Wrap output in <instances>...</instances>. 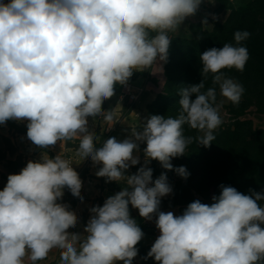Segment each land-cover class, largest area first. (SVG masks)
<instances>
[{"label": "clouds", "instance_id": "clouds-1", "mask_svg": "<svg viewBox=\"0 0 264 264\" xmlns=\"http://www.w3.org/2000/svg\"><path fill=\"white\" fill-rule=\"evenodd\" d=\"M201 2L0 0V125L27 121V138L42 149L78 139V154L101 165L96 176L127 185L90 209L86 235L71 233L78 217L59 201L65 188L82 199L79 174L60 154L28 161L0 190V264H38L53 249L60 252V264H132L144 233L129 205L144 220L156 217L160 234L145 257L156 264H264V191L246 195L222 184L210 205L197 199L175 215L159 210L161 198L172 193L166 173L153 180L147 167L156 160L188 177L171 160L194 140L210 147L223 124L216 88L202 91L209 75L220 96L239 103L243 86L224 70H244L248 31H236L234 44L200 54L202 80L179 89L175 118L150 115L129 138L109 137L99 147L88 127L89 117L111 123L102 105L117 85L167 62L169 33L195 15ZM185 125L202 135L186 136ZM141 143L145 164L126 175L139 164L134 152Z\"/></svg>", "mask_w": 264, "mask_h": 264}, {"label": "rangeland", "instance_id": "rangeland-1", "mask_svg": "<svg viewBox=\"0 0 264 264\" xmlns=\"http://www.w3.org/2000/svg\"><path fill=\"white\" fill-rule=\"evenodd\" d=\"M228 1L231 3L230 5ZM255 1L257 0H202L196 14L192 16L197 21L190 25V37L172 38L169 33L172 40L167 62H160V65L156 63L149 70L143 72H134L127 81L137 88H144L140 99L136 103L127 100L121 101L123 85H117L115 95L104 101L102 108L106 113L111 114L112 121L106 123L104 134L97 132L102 135L99 142L96 143L97 147L101 146L116 128L127 127L130 133L133 128L140 130L150 115L175 118L180 110L178 92L183 87L173 88V78L166 76V70L170 69L171 74L175 75L174 78L183 77L188 69H191L190 61L193 53V48L184 46L181 42L198 41L199 39L203 42V33L214 32L217 25L226 24L236 10ZM205 20L207 24L204 23ZM263 43V37L258 39L253 52L258 53V47L263 52L264 47H261ZM252 66H257L254 71L256 74L257 70L258 78L254 74L248 77L243 76L239 80L234 76L235 74L226 75L243 86L244 92L239 103L233 104L220 96L218 91L217 103L223 102L220 109L223 124L214 135L223 131L228 138L225 139L224 149L216 163L212 162L208 154L201 160L197 153L196 157H191L190 150L187 148L183 156L171 160L174 169L180 166L186 168L189 173L186 179L179 176L174 170L163 169L156 160H152L147 165L153 170V180L158 178L162 172L166 173L168 183L172 187V193L161 198L160 207L178 204L177 207L183 213L188 204L197 199L210 205L213 203L212 197L220 194V185L222 184L232 186L246 195L250 194V190L264 191V78L259 74V69L264 71V64L262 61H254V64L252 62V65L245 66L243 72ZM236 75L239 74L236 73ZM188 83V80H183L182 86L187 87ZM5 124L11 130L3 133V129H0V162L6 161L9 166L11 164L14 166L18 164L19 159H22L21 162L27 164L23 157L34 158L36 155L42 157L49 152L48 148L42 149L28 138L25 142L27 147L19 141L21 134L27 137V128H21L10 120ZM186 129L187 125L184 126V130L185 135L189 136L190 132ZM28 146L32 147L29 151ZM144 147L146 144L141 143L138 152L140 162L135 166H130L127 170L130 175L136 173L139 167L144 166ZM22 150H25L26 153L23 154ZM15 157L18 160H15ZM72 197L74 196L71 194ZM260 203L264 206V201ZM147 253V251L142 253L144 262L156 264L151 257L145 259Z\"/></svg>", "mask_w": 264, "mask_h": 264}, {"label": "crops", "instance_id": "crops-1", "mask_svg": "<svg viewBox=\"0 0 264 264\" xmlns=\"http://www.w3.org/2000/svg\"><path fill=\"white\" fill-rule=\"evenodd\" d=\"M196 21L197 19L192 18V16L187 17L183 22V24L180 26V28L176 32L171 33V37L182 38V39L189 38L191 34L190 25ZM10 121L14 122L17 126L21 128L24 127L27 128V121H15V120H10ZM88 127L90 132L95 133L97 137L96 143H98L102 135L98 134L97 132L99 131L101 132V134H104L106 129V122L104 121L103 116L97 117L95 119L89 117ZM0 129H3L2 131L3 133L10 132L11 130L9 126H7L6 124L0 125ZM130 136L131 133L127 130V127L123 129L116 128L114 132L109 134L107 139L109 137H115L117 140H123L125 138H129ZM20 137L21 140L19 141L22 144H25V142L27 141V137L23 134H21ZM47 148L49 152L45 154L46 156L48 155L50 158H54L56 155L60 154L63 158L70 159L72 163V167L79 174V177L82 181V188H81L82 199L79 197L71 198V192L67 188H65L64 196L62 200L59 202L67 204L69 206V210L74 211L78 217V223L76 227L70 228L68 229V231L71 233H80L82 235H86L84 229L88 220L90 219V216L92 215L90 209L93 206H102L105 200L109 196H113L119 191H121L123 185H125L124 187H126L127 186L126 182L125 181H121L120 183L115 181L110 182L107 181L105 177L96 176L95 173L99 170L101 165H93L90 156L84 158L82 155L78 154V149H79L78 139L62 142L61 144L60 142H57L56 145L48 146ZM31 149L32 147L30 148L28 146V151ZM138 152L139 151L134 152V156L138 157ZM22 153L24 154L26 153V151L22 150ZM41 158H42L41 155H36L34 156V158L23 157L24 162L33 161V160L39 161L41 160ZM15 160H18V158L15 157ZM21 160L22 159H19L18 164L14 166L13 164L9 166L6 161L0 162V190H3V188L6 186L7 179L10 174H18L21 171V169L26 166L25 163L21 162ZM126 175H130V174L126 172ZM129 209H130V215L136 220L137 224L144 233L142 240L138 244L141 247L151 248L152 244L160 234L159 230L156 228L155 225L156 217L154 216L151 221H147L141 218L139 216L138 210L132 208L131 205H129ZM159 210L164 212L172 211L175 215L183 214L180 208L173 206L160 207ZM136 247L138 248L137 245ZM38 264H60L59 250L53 249L52 251L49 252L47 258L42 261H39ZM117 264H123V262L120 261L117 262ZM132 264H149L144 262L143 256L139 248H138V255L133 259Z\"/></svg>", "mask_w": 264, "mask_h": 264}, {"label": "trees", "instance_id": "trees-1", "mask_svg": "<svg viewBox=\"0 0 264 264\" xmlns=\"http://www.w3.org/2000/svg\"><path fill=\"white\" fill-rule=\"evenodd\" d=\"M228 4L231 3L228 1ZM248 31L251 35L250 37L243 42V45L247 48L249 53V59L245 66L254 64V61H262L264 64V51H260V47H258L259 52H253L255 45L258 42V39L264 38V0H257L251 4H247L246 6L242 7L240 10H236L231 17L229 18L228 22L224 25L218 24L215 28L214 32L212 33H203V42L199 39L198 41H183L181 42L182 45L193 48L192 58L190 61L191 69H188L187 73L183 77L177 76L174 78L175 75L171 74L170 69L166 70V76L169 78H173V88L176 87H184L182 86L183 80H188V85H195L201 82L202 76L200 74V54L204 51L211 49L213 47L221 48L225 43H235L234 41V33L236 31ZM252 43V45H251ZM264 47V43L261 44V47ZM185 53V51H184ZM183 54V53H182ZM197 68V69H196ZM245 72H240L235 69L231 70H224L225 75H234L236 78H243V76H251L255 74L254 69H257V66H252L246 68ZM252 69V70H251ZM260 76L264 78V71L259 69ZM239 74V75H236ZM256 74H258L256 70ZM255 74V77L258 78L259 76ZM204 89L202 91H206L210 87H215L217 91V100H218V91L219 86L213 85L212 77H209L204 80ZM193 99L195 97H192ZM187 131L190 132L189 136L197 137L201 135L196 130L189 129L187 127ZM235 135V134H233ZM233 137V136H232ZM228 138L226 133L223 131L219 134L215 135V139L212 141L210 147H204L203 145L198 144L195 140L193 141L192 145H189L187 148L190 150L191 157H196L197 155L200 157V160L205 155H209L210 159H212L213 163L218 161V158L221 156V151L224 149V144L226 143L225 139ZM206 149V150H205ZM173 207H177L178 204L172 205ZM141 254L145 251L149 252V248L141 247L137 244ZM143 251V252H142Z\"/></svg>", "mask_w": 264, "mask_h": 264}, {"label": "built area", "instance_id": "built-area-1", "mask_svg": "<svg viewBox=\"0 0 264 264\" xmlns=\"http://www.w3.org/2000/svg\"><path fill=\"white\" fill-rule=\"evenodd\" d=\"M4 2H7V0H4ZM122 97H121V101H130L131 103H136L140 97L143 95L144 93V88H137L135 85H133L130 82H126L125 84H123V89H122ZM71 162L70 159H67ZM72 164V163H71Z\"/></svg>", "mask_w": 264, "mask_h": 264}]
</instances>
